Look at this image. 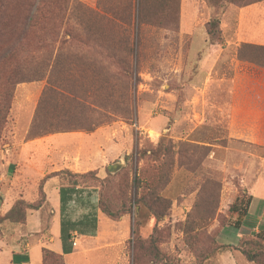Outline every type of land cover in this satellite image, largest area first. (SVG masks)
<instances>
[{
  "label": "rangeland",
  "instance_id": "obj_1",
  "mask_svg": "<svg viewBox=\"0 0 264 264\" xmlns=\"http://www.w3.org/2000/svg\"><path fill=\"white\" fill-rule=\"evenodd\" d=\"M197 1L185 7L184 28H190L189 20L195 14L198 28L206 29L208 21L218 18L221 41H234L238 8L246 6L225 3L223 0ZM0 2L3 4L1 11L13 12L10 14L13 19L8 20L7 25L15 32L8 35L13 39L8 43V48L16 51L20 61L27 55L38 59L48 49L35 44V29H29L27 40H22V48H18L14 42L26 30L16 19L24 14H32L37 0H33L34 5L30 8H21L15 0ZM101 5L114 8L111 10L121 18L123 24L105 26L104 19L96 13L99 11L95 8H100ZM153 11L154 8L151 9ZM157 14L160 16L161 10ZM177 14L178 10L174 9V14L170 17L166 15L165 19L163 17L159 21L155 18L151 23H139L138 0H68V10L52 48L55 56L59 45L61 46L59 64L52 70L42 64L40 57L32 66L20 70L13 78L14 81L19 80V83H15L9 91V109L0 135V184H3V167L9 159L10 152L6 151L8 147L13 143L35 138L29 135L28 130L37 113L42 93L48 86L49 75L64 81L67 88L71 89L70 92H81L82 102H102L104 97L110 96L109 102L114 112L101 115L98 114L99 109H95L85 114L83 110L79 115L75 108L66 110V113L60 110V113H64L60 114L59 127L66 128V131H89L85 127L92 126L95 130L117 124L115 132L126 134L124 138H117L120 151L112 152L108 159V164L114 166L113 172L119 171L109 186L103 187L104 200L109 202L112 210L119 208L117 182L123 174L128 175L129 181L135 173L140 174V179L145 182L144 173L153 172L156 166L162 164V160L157 159L158 155L151 153L160 141L170 142L175 153L166 185L157 186L156 182L151 184L157 186L160 189L159 194L171 203L170 222L164 228L161 225L167 222V217L158 222V230L163 228L160 238L154 239L158 251L151 247L150 241L157 223L145 207L132 204L131 213L126 215L129 218L130 234L124 243L122 254L119 252L120 259L111 251L98 250L88 251L78 257L73 256L67 262L61 257L63 264H253L238 250L222 246H237L244 237L255 233L244 234L239 238L242 231L227 224L229 206L241 191L251 195V190H254L259 196V201L254 202L251 207L250 217L253 212L262 214L258 218V227L264 223V147L227 139L224 130L220 128V120L218 122L217 117H214L216 122L212 121V115L207 114L200 125L193 129L188 102H193L194 92L189 89V81L197 69L198 57L189 59V52L196 51L199 56L204 49L218 50L221 44H212L208 39L204 48L196 38L192 45L188 35H180ZM142 15L145 17L147 13ZM87 24L94 31V35L86 31L84 25ZM45 27L49 29L50 22ZM104 29L110 30V33L106 34ZM67 31L72 32L73 36ZM51 39L53 38L49 35H43V44ZM90 40L96 42L97 46L100 43L108 48L109 51L104 48L100 53L103 59L96 51L89 50L86 41ZM109 43L113 46L115 44V49ZM96 49L98 50L97 47ZM227 52L230 59L235 53V45H229ZM35 66L40 68L36 70ZM122 67L127 68L129 73L125 81L120 77ZM42 70V74L45 73L42 79L22 81L25 77L39 76ZM6 72L2 71L0 63V79L8 75ZM105 83H108V88ZM124 90V102H128L127 107L130 110L127 117L122 114L125 107L121 108L117 103L119 94ZM66 95L70 97L69 93ZM88 95H91L90 98ZM198 97V102L202 103L204 94L200 92ZM221 97L222 92L210 88L205 101L219 102ZM88 99L90 101H86ZM50 107L54 108L46 104L43 114ZM207 112L210 113V109ZM29 118L31 120L27 126ZM41 121L44 123V118ZM107 151H110L108 147ZM106 166L102 170L103 175L99 177L107 175ZM168 167L169 164H165L164 169L167 170ZM148 174L153 179L155 173ZM41 179L35 173L28 185L20 188L21 194L28 201L42 202L43 199L38 193ZM9 184L7 188L10 187ZM141 191L142 189H138L139 194ZM18 193L16 191V195ZM111 198L117 201H110ZM48 208L45 201L40 210L43 219L41 231L33 230V236L29 237L39 245L38 239L48 227ZM26 243V240L14 243L15 248L21 250L20 256L26 254ZM108 253L111 255L106 256ZM46 264H60V261L58 257H49Z\"/></svg>",
  "mask_w": 264,
  "mask_h": 264
},
{
  "label": "crops",
  "instance_id": "obj_2",
  "mask_svg": "<svg viewBox=\"0 0 264 264\" xmlns=\"http://www.w3.org/2000/svg\"><path fill=\"white\" fill-rule=\"evenodd\" d=\"M195 2L198 1L180 0V35H188L192 45L198 38V42L206 48V29L196 26V14L189 20L190 28H184L185 7ZM95 8L102 13L115 12L108 5ZM106 16L104 23L109 26L123 24L117 14L110 21L108 20L112 19V15L107 13ZM241 43L264 47V0L238 8L234 41L222 42L218 50L204 49L199 56L196 51L189 52V59L198 57L197 69L189 81V89L194 92L193 102H188L193 113H189V119L193 129H196L207 114L212 115V121L216 122L214 117H217L218 122L220 120V128L224 130L227 139L264 147V58H246L237 62V49ZM232 44L235 45V53L229 59L227 49ZM236 63H239V68ZM210 88L222 92L223 97L219 102L205 101ZM200 92L204 94L202 103L198 102ZM208 109L210 113L207 112ZM30 120L31 118L28 123L26 121L27 126ZM116 125L93 131L49 133L9 146L6 150L10 152L9 159L1 176L3 184H0V217L4 216L17 198L27 200L20 188L28 185L35 173L43 178L49 173L67 168L74 173L97 170L98 176H102L110 154L120 149L118 139L126 136L123 132H115ZM107 147L111 152L107 151ZM111 165L113 164H108L106 168ZM43 190L49 206V222L47 230L38 239L41 246L29 238L33 236V230L41 231L43 219L40 209L28 210L24 224L0 221V264H42V248L62 255L66 262L73 256L98 250L111 251L120 259L119 252L122 254L124 243L130 234L129 218L123 216L112 220L105 216L98 206V187L60 185L58 178L52 177L45 181ZM16 191H19L17 195ZM251 196L249 213L239 229L242 231L239 238L256 232L259 228L258 218L262 214L253 212L250 217V213L254 202L260 198L254 190H251ZM19 240L27 242L26 254L23 256H20L21 250L14 245ZM73 240L76 241L75 246L72 245ZM108 255L111 254H106Z\"/></svg>",
  "mask_w": 264,
  "mask_h": 264
},
{
  "label": "trees",
  "instance_id": "obj_3",
  "mask_svg": "<svg viewBox=\"0 0 264 264\" xmlns=\"http://www.w3.org/2000/svg\"><path fill=\"white\" fill-rule=\"evenodd\" d=\"M209 1V0H208ZM213 1L214 0H210ZM225 3H239L240 6H247L251 5L252 3L259 2L262 0H223ZM15 3L20 5L21 8L24 7H31L33 3V0H15ZM3 4L0 2V63L2 65V71L8 73V75H5L3 79H0V135L2 132V127L6 123V115L9 109V102L11 99V94H9V91L14 87V84H18L19 80L14 81L13 78L17 76L18 72L20 70H24L25 68H28L33 62H36L40 57L42 58V64L44 63L45 67H50L52 70L55 69L56 65L59 64V52H60V45L59 49L57 50L55 56L53 55V47L54 43L56 42L58 33H59V27L62 25L66 11L68 10V0H37V4L34 8V11L30 15H22V17L16 19V22L21 24L22 27H26V30L21 33L17 39L14 41L18 48H22L24 44L22 43L24 40H27V36L29 35V29L33 28L37 31L36 37H35V44L40 46V48L45 47L48 49L45 53H42L39 55L38 59H34L33 56L27 55L22 61L18 58L16 51L9 49L10 47L8 45L9 42L13 41L11 37H8V35L15 32L12 31V27L7 25L8 20L13 19L10 14H13V12L9 11L8 13H5V11H1ZM150 6V7H149ZM28 8V9H29ZM154 8V11L151 12V9ZM174 9L178 10V26H179V9H180V0H138V19L139 23L141 22H147L151 23L153 19L157 18L158 21L161 20V18L172 16L174 14ZM161 10V15L159 16L157 14V11ZM72 12H74V8L72 9ZM93 12V11H90ZM100 12V11H99ZM96 12L102 19H107L106 14L110 13L112 15L113 20L116 16L115 12ZM68 13V12H67ZM147 13V15L144 17L142 14ZM167 13V14H166ZM10 15V16H9ZM115 15V16H114ZM142 16V18H141ZM68 17H71L70 14H68ZM118 19H121L118 17ZM170 19V18H169ZM177 19V18H176ZM44 21V24L42 23ZM50 22V28L47 29L45 27L46 23ZM113 22V21H112ZM111 24V23H109ZM107 27H110L105 23ZM86 31L94 35V31L91 29L90 25H84ZM105 33H110V30H103ZM220 28H219V22L218 18H214L207 22L206 27V33L208 36V39L210 43L214 44H221V37H220ZM67 33L71 36H73V33L70 31H67ZM106 33V34H107ZM49 35L53 39L51 41L47 42L46 44H43L42 37L43 35ZM74 38V37H73ZM23 40V41H22ZM110 42V41H109ZM88 43L89 50L96 51L97 54L103 59V55L100 54L103 52L105 46L103 44L101 45L99 43V46H97L95 43L90 41H86V44ZM114 43V42H113ZM13 44V43H12ZM108 44V43H107ZM110 44V43H109ZM112 46V49H115L116 45ZM98 48V50L96 49ZM107 51L108 48H106ZM129 51V49H127ZM112 57V56H111ZM264 58V47L253 45L249 43H241L240 46L237 49V62L242 61L243 59H252V58ZM113 58V57H112ZM239 63H236V67L239 68ZM5 65V67H4ZM238 65V66H237ZM32 66V65H31ZM40 66H35V69L38 70ZM237 68V71H238ZM122 81H125V78L129 74L127 71V68L122 67ZM240 71V69H239ZM241 72V71H240ZM43 73V70L41 71V74L39 76H32V77H25L22 79V81H33V80H39L42 79L45 76V73ZM60 75V72H59ZM104 82V81H103ZM11 83V84H9ZM106 87L108 88V83H105ZM104 87L105 89H107ZM99 89V88H97ZM67 88V84L64 83V81H61L58 77H50L48 76V86L43 91L37 113L32 118V122L29 126L28 133L30 136L33 137H41L43 135H46L48 133H59L64 132V128L59 127L60 123V114L66 113L69 111V109L75 108L78 110V114L80 115L83 110H85V114L89 112V110L95 111V109H99L98 114H104L107 112H114V108L110 101V96L107 95L106 97H101L104 100L102 102H82L81 98L83 94L78 91L70 92ZM126 90L122 91V93L119 94V101L117 102L118 105L122 108H124V116L126 117L129 115L130 110L128 109V102H124V99H126V94L124 93ZM66 93L70 95L67 96ZM81 95V96H80ZM91 95H88V98H90ZM96 97V96H95ZM93 97V99L95 98ZM86 101H90L89 99ZM49 104L50 109L47 111V113L43 114V111L45 109V105ZM117 106V105H116ZM86 107V108H85ZM44 108V109H43ZM52 108V109H51ZM83 108V109H82ZM74 109V110H75ZM61 111H64L60 113ZM67 110V111H66ZM41 111V113L39 112ZM43 114V115H42ZM65 114L63 115V117ZM44 118L45 122L42 123L41 119ZM75 127V126H74ZM89 131H93V127H85ZM70 129V128H67ZM66 131V130H65ZM151 153L157 154V159L162 160V164L156 166V168L153 169V172H147L144 173L145 182H142V179H140V174L137 175L134 174V177L129 181L128 175L123 174L117 182V188L119 191V208L112 210L109 206V202L104 200V192L103 187H108L111 180L114 179L116 176H118L119 171L113 172L107 170V175L103 178L98 176V172L96 170H91L83 173H74L71 170L67 168H62L56 172L49 173L45 175L39 183V189L38 193L39 196L43 199L42 202L39 200H33L28 201L23 198H17L14 203L12 204V207L4 214V216L0 217V221L8 220L9 222L13 223H19L24 224L26 222V213L28 210H41L43 208V205L46 201V195L43 190V185L47 179H50L52 177H57L59 180L60 185H72V186H81V187H98V206L101 212L107 216L108 218L112 220H118L119 218L126 216L127 214L131 213V206L134 204V206H143L145 207L150 215L153 217L157 225H155L153 232L150 236L151 247L155 249L157 248L155 246L154 239L157 237L160 238V231L163 230L164 227H166L167 223L170 222V201L169 199L162 197L159 194L160 189L157 187L158 184L164 186L169 181L171 166L173 165V156L174 151L172 149L171 143H163L159 142L158 147L154 150H151ZM165 164H169V167L164 169ZM148 173H152L153 179H151V175ZM148 174V175H147ZM157 174V176H156ZM156 176V177H155ZM156 182L157 186L151 185ZM138 189H142L141 193H138ZM110 201L116 202V199L111 198ZM252 201V196L245 191H241L234 199L232 204L229 206L228 209V218H227V224L231 227H234L236 229H240L248 216L249 213V207ZM167 217V222L162 224L163 228L161 230H158V222L163 221L164 218ZM222 248H231L238 250L245 259L253 264H264V223H262L259 226V229L257 232L251 234L250 236L244 237L237 246L234 245H227L222 246ZM50 258H59L60 264H63L62 261V255L47 249L42 248L41 249V258H42V264H46L47 260Z\"/></svg>",
  "mask_w": 264,
  "mask_h": 264
},
{
  "label": "water",
  "instance_id": "obj_4",
  "mask_svg": "<svg viewBox=\"0 0 264 264\" xmlns=\"http://www.w3.org/2000/svg\"><path fill=\"white\" fill-rule=\"evenodd\" d=\"M113 167H114L113 165L109 166V167H108V170H109V171H114V170H113Z\"/></svg>",
  "mask_w": 264,
  "mask_h": 264
},
{
  "label": "built area",
  "instance_id": "obj_5",
  "mask_svg": "<svg viewBox=\"0 0 264 264\" xmlns=\"http://www.w3.org/2000/svg\"><path fill=\"white\" fill-rule=\"evenodd\" d=\"M72 245H73V246L76 245V241H75V240L72 241Z\"/></svg>",
  "mask_w": 264,
  "mask_h": 264
}]
</instances>
